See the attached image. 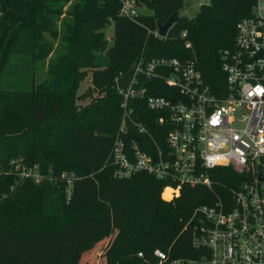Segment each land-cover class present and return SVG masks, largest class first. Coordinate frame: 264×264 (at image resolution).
<instances>
[{"label": "trees", "instance_id": "16d2710c", "mask_svg": "<svg viewBox=\"0 0 264 264\" xmlns=\"http://www.w3.org/2000/svg\"><path fill=\"white\" fill-rule=\"evenodd\" d=\"M145 1L153 13L131 20L121 15V0H0V125L11 111L32 120L22 123L20 136L0 138V215L3 220L24 213L22 201L42 209L55 199L57 215L71 219L62 229H41L35 239L1 228L0 264H81L94 243L81 246L76 240L69 254L55 260L51 255L34 259L26 250L24 241L28 246L63 244L62 233L69 229L86 239L94 233L96 241L109 238L104 264H158L156 250L171 259L198 260L208 254L207 248L194 246L200 223L196 211L224 198L242 175L230 166L215 167L210 170L211 187L184 185L173 199L163 193L170 182L147 172L116 178L111 151L123 114L117 80L142 53L148 57L188 54L197 58L207 82L217 87L223 78L220 50L234 45L237 22L252 14L257 0H210L194 17L181 16L165 39L152 32L158 21L182 10L184 0ZM69 3H74L73 10L64 13L63 5ZM111 22L114 44L108 50V65L99 68L97 53L107 49L104 29ZM185 30L192 49L185 48L180 36ZM48 55L46 78L37 84V63ZM88 69L102 96L75 112L76 100L84 97L78 90ZM130 104L137 120L163 142L160 131L169 128L159 123L161 112L150 109L145 99ZM130 135L145 140L133 127ZM17 160L29 168L37 165L42 179L29 176L16 182ZM70 179L76 189L71 195ZM115 210L119 218L112 233L111 223L104 224L109 220L106 212ZM20 245L26 252L17 250Z\"/></svg>", "mask_w": 264, "mask_h": 264}, {"label": "built area", "instance_id": "2783aa9c", "mask_svg": "<svg viewBox=\"0 0 264 264\" xmlns=\"http://www.w3.org/2000/svg\"><path fill=\"white\" fill-rule=\"evenodd\" d=\"M121 3V15L136 20L139 1ZM152 33L169 35H160L157 27ZM180 36L192 49L188 31ZM220 62L223 78L213 87L195 57L142 53L130 84L118 88L123 114L111 151L116 178L147 172L170 182L164 191L170 188L173 199L184 185L211 187L215 167L230 166L242 175L224 198L196 211L194 246L208 254L184 260L156 250L158 264H264V0L237 22L234 45L220 50ZM137 98L161 112L158 121L169 128L160 131L163 142L135 117L130 103ZM131 127L145 140L129 138Z\"/></svg>", "mask_w": 264, "mask_h": 264}, {"label": "rangeland", "instance_id": "374dc122", "mask_svg": "<svg viewBox=\"0 0 264 264\" xmlns=\"http://www.w3.org/2000/svg\"><path fill=\"white\" fill-rule=\"evenodd\" d=\"M75 2H78L79 0H74ZM140 1V7H139V13L140 14H151L153 11L151 9L147 8V3L145 0H138ZM207 1L203 0H184V7L180 11L181 16H188V17H194L201 9V5L203 3H206ZM74 3H69L63 5V12L68 13L71 10H73ZM105 37L108 40L107 49L105 51H101L97 53V65L99 68H105L109 63V54L108 50L113 46V37L115 35V26L114 23L111 22V24L107 25V27L104 29ZM58 42V41H57ZM50 60V55L46 58L45 61H41L37 63V72H36V82L37 84H40L41 82H44L45 77L47 75V69H48V63ZM88 74L86 78L81 82L78 95L84 96L83 98H79L75 102V112H81L89 104H91L96 98H100L102 96V93L98 91V89L95 88V85L92 81V69H88ZM46 74V75H45ZM26 120H29L32 122L30 116H24L22 113L11 111L8 112L3 117V122L0 125V138H10V137H18L24 132V124ZM33 125V124H32ZM34 126V125H33ZM32 133L29 132L27 136H32L34 131V127H32ZM41 135V134H40ZM16 163L15 170L16 171V182H20L26 177H33L37 181L41 180V176L38 171V166L35 165L32 168H29L28 166H24L20 163V160L15 161ZM12 189V188H11ZM68 194L71 195L73 192L76 191L75 189V183L73 180L68 181ZM30 196L33 198V195L30 194ZM167 199V198H166ZM22 205L24 206L25 212L22 214H16L12 219H3L0 215V229L4 228H10L13 229L18 235H21L23 237L28 238H37L39 236V233L41 229L47 228V227H60L62 229L65 224H69L71 222V219H69L68 216L65 215H57L56 208L58 207L55 199H51L48 206L37 209L34 205V203L30 202H24L22 201ZM108 215V222L104 224L106 226L108 223H111L112 226V233L115 232L117 226H115L116 220H118V216H116L117 211H111L106 212ZM121 220V219H119ZM63 225V226H62ZM92 227V225H90ZM89 227V228H90ZM90 234L91 231L89 230ZM99 232V231H98ZM95 235V233H94ZM90 235L88 239H86L83 235V233H78L75 231H65L62 233V238L64 239L65 243H49L46 246L44 245H34V244H27L26 241H24L26 250H29V256H31L34 259H43L45 257L53 256L54 260L60 255V254H69L72 249H74V245L76 240H78L79 244L81 246H84L86 244L94 243V248L90 251H87L83 258L81 264H104V252L109 245V238H105L100 241H96V236ZM58 236H55L54 238H57ZM60 238V237H59ZM58 239V238H57ZM23 245H20L17 247V250L20 252H26L25 249H23ZM47 257V258H48Z\"/></svg>", "mask_w": 264, "mask_h": 264}, {"label": "water", "instance_id": "95a60500", "mask_svg": "<svg viewBox=\"0 0 264 264\" xmlns=\"http://www.w3.org/2000/svg\"><path fill=\"white\" fill-rule=\"evenodd\" d=\"M180 11L181 10H177L175 13H173L170 18L165 21V22H161L158 21L157 22V31L160 35L162 36H166L169 31L173 28V26L178 22V20L180 19L181 15H180ZM134 70H135V64H133L129 70L117 80V85L118 88L123 91L126 89V87L130 84L133 74H134ZM262 178V176H261Z\"/></svg>", "mask_w": 264, "mask_h": 264}, {"label": "bare ground", "instance_id": "6f19581e", "mask_svg": "<svg viewBox=\"0 0 264 264\" xmlns=\"http://www.w3.org/2000/svg\"><path fill=\"white\" fill-rule=\"evenodd\" d=\"M164 193H165V195L167 196V197H169V196H171L172 194V190L170 189V188H167L165 191H164Z\"/></svg>", "mask_w": 264, "mask_h": 264}, {"label": "crops", "instance_id": "0c3cea01", "mask_svg": "<svg viewBox=\"0 0 264 264\" xmlns=\"http://www.w3.org/2000/svg\"><path fill=\"white\" fill-rule=\"evenodd\" d=\"M46 75V74H45ZM46 78V77H45Z\"/></svg>", "mask_w": 264, "mask_h": 264}]
</instances>
